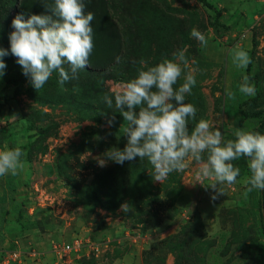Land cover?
Listing matches in <instances>:
<instances>
[{
    "label": "rangeland",
    "instance_id": "rangeland-1",
    "mask_svg": "<svg viewBox=\"0 0 264 264\" xmlns=\"http://www.w3.org/2000/svg\"><path fill=\"white\" fill-rule=\"evenodd\" d=\"M207 1L214 9L200 0H84L95 16L89 66L63 88L53 73L38 92L11 55L9 34L18 14H50L44 5L54 0H0V48L9 50L0 77V151L20 147L25 163L18 175L0 177V264H264L260 190L245 195L246 158L232 162L240 176L215 202L205 189L214 181L192 184L193 160L162 183L147 158L97 161L127 144L112 89L136 78L141 60L155 66L181 49L197 69L185 98L197 108L190 129L206 119L225 141L238 129L264 134V0ZM193 28L207 47L191 37ZM240 49L252 60L247 69L232 64ZM245 75L255 97L239 92ZM105 95L113 96L112 108ZM76 240L78 252L58 253ZM14 251L19 261L8 260Z\"/></svg>",
    "mask_w": 264,
    "mask_h": 264
},
{
    "label": "clouds",
    "instance_id": "clouds-1",
    "mask_svg": "<svg viewBox=\"0 0 264 264\" xmlns=\"http://www.w3.org/2000/svg\"><path fill=\"white\" fill-rule=\"evenodd\" d=\"M44 7L50 14H33L28 19L18 14L12 20L14 31L9 34L10 53L38 92L53 73H58L62 88L78 80L79 73L89 66L94 49L95 16L85 12L84 0H54V7ZM191 37L207 47V39L199 30L193 28ZM185 53L186 49H181L173 54L174 59L151 67L141 60L137 77L112 89L115 107L128 124L124 128L127 144L123 150L113 148L97 157L99 166H106L107 161L123 165L147 158L152 165L150 175L162 183L172 172H184L188 161L193 160L197 183L192 184L204 186L203 181H214L204 187L213 190L211 201L215 202L240 176V168L232 162L246 158L251 175L245 180L249 185L245 195L253 190L264 191V134L238 129L234 140L225 141L220 127L206 119H200L190 129L189 120H195L197 108L185 103V98L197 84V69H189ZM8 55L9 50L0 48V77L5 74L7 65L3 58ZM251 63L248 52L234 50L232 64L237 69H247ZM182 76L184 82L177 87ZM239 92L256 96V86L248 75L243 76ZM225 96L228 100L236 98L231 88L225 90ZM103 99L112 108L113 96L105 95ZM106 123L109 128L115 126V117L107 118ZM23 156L20 147L0 151V177L22 172ZM121 209L127 212L128 204H122Z\"/></svg>",
    "mask_w": 264,
    "mask_h": 264
},
{
    "label": "built area",
    "instance_id": "built-area-1",
    "mask_svg": "<svg viewBox=\"0 0 264 264\" xmlns=\"http://www.w3.org/2000/svg\"><path fill=\"white\" fill-rule=\"evenodd\" d=\"M81 247H82L81 241L76 240L72 243H67V244L62 245L60 249L58 250V253L61 256H64V255L66 256L72 252H78ZM20 259H21V254L17 251L10 252V254L8 255V260L19 261Z\"/></svg>",
    "mask_w": 264,
    "mask_h": 264
},
{
    "label": "trees",
    "instance_id": "trees-1",
    "mask_svg": "<svg viewBox=\"0 0 264 264\" xmlns=\"http://www.w3.org/2000/svg\"><path fill=\"white\" fill-rule=\"evenodd\" d=\"M200 1H202L205 5L209 6L210 8L214 9V7L210 5L207 0H200ZM216 14L217 16L220 15L218 11H216ZM259 209L261 214V227L264 234V191H260Z\"/></svg>",
    "mask_w": 264,
    "mask_h": 264
}]
</instances>
